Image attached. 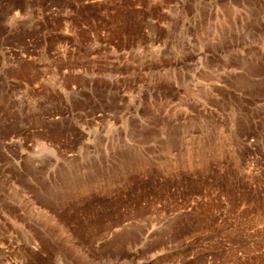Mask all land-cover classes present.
Wrapping results in <instances>:
<instances>
[{
    "label": "rangeland",
    "instance_id": "374dc122",
    "mask_svg": "<svg viewBox=\"0 0 264 264\" xmlns=\"http://www.w3.org/2000/svg\"><path fill=\"white\" fill-rule=\"evenodd\" d=\"M0 264H264V0H0Z\"/></svg>",
    "mask_w": 264,
    "mask_h": 264
},
{
    "label": "bare ground",
    "instance_id": "6f19581e",
    "mask_svg": "<svg viewBox=\"0 0 264 264\" xmlns=\"http://www.w3.org/2000/svg\"><path fill=\"white\" fill-rule=\"evenodd\" d=\"M42 206H43V205H42ZM49 216H50V215H49ZM57 222H58V221H57ZM61 223H62V222H61ZM62 224H63V223H62ZM61 226H62V225H61ZM61 226H60V227H61ZM63 230H64V229H63ZM60 231H61V228H60ZM64 232H65V231H64ZM62 233H63V232H62ZM67 234L69 235V237H71L69 233H67ZM73 244H74V243H73ZM87 255H88V254H87Z\"/></svg>",
    "mask_w": 264,
    "mask_h": 264
}]
</instances>
